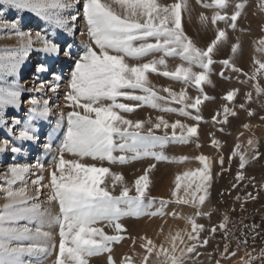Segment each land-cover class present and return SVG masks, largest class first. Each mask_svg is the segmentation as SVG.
I'll list each match as a JSON object with an SVG mask.
<instances>
[{"label":"rangeland","instance_id":"rangeland-1","mask_svg":"<svg viewBox=\"0 0 264 264\" xmlns=\"http://www.w3.org/2000/svg\"><path fill=\"white\" fill-rule=\"evenodd\" d=\"M82 5L80 0L70 13H79L71 36L23 15L22 30L33 39L37 30L47 32L61 46L67 40L74 58L31 51L15 77L21 89L52 81L50 73H36L42 63L58 74L53 82L59 90L24 92L19 110H6L10 125L13 117L22 121L14 126L15 134L32 118L30 97L49 99L53 115L47 122L34 120L36 143H20L0 129V147L7 139L23 149L15 157L10 151L0 154V209L39 203L49 217L60 215L50 176L60 159L65 176H74L77 164L110 169L103 187L115 209L83 226V233L73 227L63 240L58 225L45 223L48 236L35 243L46 250L25 256V264H264V0H145L134 16L113 5L118 15L144 26L142 33L156 34L137 41L156 45L150 54L126 58L129 65H151L146 91L135 94L149 97L155 107L118 101L134 107L120 114L133 124L143 122L138 131L149 147L141 148L140 158L114 152L115 163L58 151L67 113L73 110L64 99L70 74L91 43ZM16 15L9 11L5 18ZM19 46L12 29H0V55ZM60 112L65 120L54 132ZM46 142L51 151L42 147ZM121 156L127 162L120 163ZM13 164L31 170L7 190L20 194L10 197L2 190L8 186L3 177L11 179L7 170Z\"/></svg>","mask_w":264,"mask_h":264},{"label":"snow or ice","instance_id":"snow-or-ice-1","mask_svg":"<svg viewBox=\"0 0 264 264\" xmlns=\"http://www.w3.org/2000/svg\"><path fill=\"white\" fill-rule=\"evenodd\" d=\"M145 0H83L82 12L86 21L87 34L91 43L86 50L75 59L68 88L65 93L66 106L73 109L66 116V130L60 141L59 152L89 157L94 160L117 162L114 152H131L133 158H140L141 148L147 150L146 137L138 131L143 122L133 124L120 113L132 112L134 107L118 102L124 100L141 101L142 104L155 107L154 102L147 96L136 95V90L146 91L145 73L151 65H129L126 58L140 59L150 54L156 47L154 44H137V41L152 39L156 34L149 31L142 33L144 26L118 15L113 5L122 6L127 13L135 15V9ZM80 0H0V29H12L20 40L17 50L0 55V129H4L20 143H36L39 140V128L34 120L45 122L53 115L51 101L47 98L40 100L30 97L31 119L23 123V128L14 133V126L22 121L13 117L11 125L6 117V110L11 107L19 110L22 105L24 92L44 93L46 90L58 92V74L51 72L48 66L38 63L36 73H50L52 81H41L38 86L21 89L15 83V77L21 72L22 65L27 61L31 51H39L46 55L62 54L65 59L72 60L73 45L67 40L63 46L49 39L47 32L37 30L34 34L22 30L23 15L29 13L43 21L47 28L64 31L71 36L75 32V22L79 13L75 12ZM15 12V18H5L7 12ZM39 48H33L34 44ZM94 45V47H93ZM98 49L99 51H97ZM36 79H39L37 76ZM103 101H110L105 104ZM136 107V106H135ZM78 109L83 110V114ZM53 131H58L65 120V114L60 112ZM136 129V131L133 130ZM119 138L122 142L116 143ZM45 150L51 151V143H44ZM15 157L23 149L11 144L7 139L0 147V154L9 152ZM53 160H57L54 156ZM120 163L127 162L121 156ZM36 167L43 170L42 164L36 162ZM74 176L63 175L64 162L60 159L56 169L50 173L55 199L60 205V215L49 217L48 211L39 203L28 206L6 204L0 209V264H25L24 257L32 256L35 252L46 249L35 243L46 238L48 233L42 230L45 223L58 225L62 240L69 235L73 227L85 230L83 226L95 222L96 218L109 215L115 205L109 199V193L103 187L106 174L110 169L103 167L73 165ZM28 165L13 164L8 167V174L3 179L7 191L17 182H21L30 172ZM56 171L62 173L57 178ZM11 196L20 195L7 191ZM38 199V198H37ZM50 201L53 197L49 198ZM27 205L28 202L22 201ZM35 224V227L30 225ZM63 245H61L62 247Z\"/></svg>","mask_w":264,"mask_h":264}]
</instances>
